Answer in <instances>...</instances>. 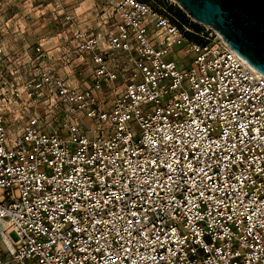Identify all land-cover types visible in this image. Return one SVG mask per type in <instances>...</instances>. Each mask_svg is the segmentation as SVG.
<instances>
[{
	"label": "built area",
	"instance_id": "built-area-1",
	"mask_svg": "<svg viewBox=\"0 0 264 264\" xmlns=\"http://www.w3.org/2000/svg\"><path fill=\"white\" fill-rule=\"evenodd\" d=\"M65 5L0 20V264H264V77L167 1Z\"/></svg>",
	"mask_w": 264,
	"mask_h": 264
},
{
	"label": "water",
	"instance_id": "water-1",
	"mask_svg": "<svg viewBox=\"0 0 264 264\" xmlns=\"http://www.w3.org/2000/svg\"><path fill=\"white\" fill-rule=\"evenodd\" d=\"M194 22L216 30L264 77V0H175Z\"/></svg>",
	"mask_w": 264,
	"mask_h": 264
},
{
	"label": "rangeland",
	"instance_id": "rangeland-1",
	"mask_svg": "<svg viewBox=\"0 0 264 264\" xmlns=\"http://www.w3.org/2000/svg\"><path fill=\"white\" fill-rule=\"evenodd\" d=\"M179 8L172 0H164ZM65 6L75 9L78 21H91L92 16L99 11L101 0H64ZM54 0H0V20L10 19L11 24L17 21L21 27L12 35H7V40L13 47L34 42L55 35L61 28L53 19ZM98 8V9H96ZM171 59L176 60L175 56Z\"/></svg>",
	"mask_w": 264,
	"mask_h": 264
},
{
	"label": "trees",
	"instance_id": "trees-1",
	"mask_svg": "<svg viewBox=\"0 0 264 264\" xmlns=\"http://www.w3.org/2000/svg\"><path fill=\"white\" fill-rule=\"evenodd\" d=\"M157 1H161V0H157ZM175 12L181 19H184L186 17L185 13L179 8H175ZM193 26L197 28L198 24H193Z\"/></svg>",
	"mask_w": 264,
	"mask_h": 264
},
{
	"label": "bare ground",
	"instance_id": "bare-ground-1",
	"mask_svg": "<svg viewBox=\"0 0 264 264\" xmlns=\"http://www.w3.org/2000/svg\"><path fill=\"white\" fill-rule=\"evenodd\" d=\"M174 2H176L175 0H172ZM177 3V2H176ZM178 4V3H177ZM179 5V4H178ZM209 27V26H208ZM214 30V29H213ZM219 36H221L216 30H214Z\"/></svg>",
	"mask_w": 264,
	"mask_h": 264
},
{
	"label": "crops",
	"instance_id": "crops-1",
	"mask_svg": "<svg viewBox=\"0 0 264 264\" xmlns=\"http://www.w3.org/2000/svg\"><path fill=\"white\" fill-rule=\"evenodd\" d=\"M96 9H98V8H96ZM76 13V12H75ZM94 16H95V14L92 16V20H93V18H94ZM75 18H76V15H75ZM77 20V19H76ZM78 21V20H77ZM78 22H83V21H78Z\"/></svg>",
	"mask_w": 264,
	"mask_h": 264
},
{
	"label": "snow or ice",
	"instance_id": "snow-or-ice-1",
	"mask_svg": "<svg viewBox=\"0 0 264 264\" xmlns=\"http://www.w3.org/2000/svg\"><path fill=\"white\" fill-rule=\"evenodd\" d=\"M132 197H129V199H131ZM115 254H117V255H119V253L117 252V253H115Z\"/></svg>",
	"mask_w": 264,
	"mask_h": 264
}]
</instances>
